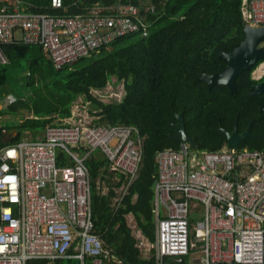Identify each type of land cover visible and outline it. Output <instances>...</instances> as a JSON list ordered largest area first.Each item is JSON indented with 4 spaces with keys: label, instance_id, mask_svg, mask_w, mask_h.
Returning a JSON list of instances; mask_svg holds the SVG:
<instances>
[{
    "label": "built area",
    "instance_id": "built-area-1",
    "mask_svg": "<svg viewBox=\"0 0 264 264\" xmlns=\"http://www.w3.org/2000/svg\"><path fill=\"white\" fill-rule=\"evenodd\" d=\"M137 1L96 2L86 13L64 16L30 11L23 4L32 5L22 0H0V65L9 63L3 46L13 42L43 47L60 69L124 36L146 37L147 15L155 6L152 0ZM242 5L247 23L264 26V0ZM69 7L50 0L53 10ZM255 70V80L264 78V62ZM85 104L67 122L46 128L42 138L0 150V264L37 259L86 264L87 258L106 264L111 256L94 232L86 159L99 151L108 160L119 184L113 187L117 208L138 176L144 136L135 126L99 122L91 103ZM60 151L68 165L59 164ZM235 151L180 143L156 154L154 264H264V150ZM108 190L103 181L102 192ZM136 237L148 253L149 240L140 231Z\"/></svg>",
    "mask_w": 264,
    "mask_h": 264
},
{
    "label": "trees",
    "instance_id": "trees-1",
    "mask_svg": "<svg viewBox=\"0 0 264 264\" xmlns=\"http://www.w3.org/2000/svg\"><path fill=\"white\" fill-rule=\"evenodd\" d=\"M34 12L53 15L75 16L87 12L96 2L111 5L118 0H63L68 10H53L50 0H22ZM127 2L129 0H122ZM138 3L137 0H131ZM74 2L77 4L73 5ZM155 10L149 12L150 33L146 37L124 36L103 47L90 57L78 59L57 69L49 53L38 45L20 42L3 46L9 63L0 65V87L6 85L8 69L19 67L22 62L28 68L25 86L32 88L33 96L45 103V111L29 106L22 98L15 99L0 110L17 114L27 108L32 117L18 124L0 126V150L23 139L30 132L33 139L46 128L60 124L56 118L72 115L74 101L83 96L91 103L90 111L101 116L99 122L109 125H130L144 136L143 161L138 176L130 184L121 204L115 208L113 198L114 172L108 160L93 151L86 159L91 178V204L94 232L99 234L104 248L111 256L106 264H154L155 249L151 257L144 258L137 246L127 215L132 214L138 229L152 243L155 242V217L153 213L155 184L158 179L156 154L164 149H178L180 143L171 138L175 133L176 114L183 113L185 129L194 138L196 147L207 151H229L227 137L220 129L232 131L237 121L238 131L244 132L251 124V132L264 136L263 95L250 96V88L261 80L252 77L253 71L264 60L237 77L234 93L226 85L209 89L200 80L203 73L219 72L227 63L220 52H228L244 39L247 23L242 12L243 0H152ZM131 42L124 43L126 39ZM122 43V44H120ZM123 82L125 94L121 101L105 103L92 90L105 88L112 78ZM33 108V109H31ZM16 130L7 139L6 130ZM241 149L264 150V138H245ZM60 165H68L64 152L58 155ZM105 181L109 190L102 192ZM0 202V225L1 221ZM63 261V260H62ZM37 259L28 264H60ZM86 264H91L90 258ZM235 264V263H225Z\"/></svg>",
    "mask_w": 264,
    "mask_h": 264
},
{
    "label": "water",
    "instance_id": "water-1",
    "mask_svg": "<svg viewBox=\"0 0 264 264\" xmlns=\"http://www.w3.org/2000/svg\"><path fill=\"white\" fill-rule=\"evenodd\" d=\"M245 39L231 52H221L219 57L227 63L226 67L215 74L203 73L199 79L207 83L209 89L216 85H226L231 93L237 89V77L245 70H250L255 67L260 61L264 60V26H253L246 23L244 26ZM250 96H264V79L249 90ZM264 111V102L260 107ZM177 123L172 127L175 130L171 134V138L178 143H189L191 147H196V141L187 135L185 129V120L183 113L176 114ZM220 129L227 137L228 146L233 150L240 148L241 142L245 138H264L263 135L254 134L251 132V124L244 132H239L237 129V121L232 131L225 129L220 125Z\"/></svg>",
    "mask_w": 264,
    "mask_h": 264
},
{
    "label": "rangeland",
    "instance_id": "rangeland-1",
    "mask_svg": "<svg viewBox=\"0 0 264 264\" xmlns=\"http://www.w3.org/2000/svg\"><path fill=\"white\" fill-rule=\"evenodd\" d=\"M150 0H147V2ZM18 37H20V33L16 34ZM134 37H137L136 35ZM133 38H129L126 39L124 41V43H129L132 41ZM122 44V43H120ZM28 68L25 65V62H22V65L19 67L16 66H11L8 69V80L6 85L1 86L0 87V110L1 109H5L7 102L10 101V99L12 100H17V99H23L29 106L31 107H36V109L41 108V111H45V103L43 102V99L40 100L39 102L36 101L37 99L33 96V91L32 88H29L27 86H25V80H26V75L28 74ZM256 70H254L255 72ZM116 77H113L111 82V86L108 85L106 88L101 89V90H93L92 92L95 94V96L97 98H99L101 101L105 102V103H111V102H116V101H121L124 94H125V90H124V84L123 82H117L116 81ZM85 99L83 96H79L73 103L72 105V110H77L78 108L83 109V106H86L85 104ZM91 107V104L89 105V108ZM33 109V108H31ZM32 112H30L27 108H21L19 109V111L17 112V114H11L9 112H3V115L0 119V126L3 125H13V124H18L22 119L27 118V117H32ZM65 122L66 119H62L60 120V118H56L55 122ZM67 122V121H66ZM10 132H15L16 130L11 129V130H6V135L8 136V134ZM23 139H32L31 136H29L28 134H24ZM113 184L117 183V185L119 186L118 182H116L115 180H113ZM104 184L106 185L105 181ZM102 188H103V182L101 184ZM107 187V185H106ZM128 218V224L131 226L133 234L135 236H137L138 233V229L136 226V221L135 218L132 214H129L127 216ZM152 244L154 243H149V248L148 254L149 256H151V250L154 249V247H152ZM60 264H80V260L77 259H72V260H68L65 259L63 261H61Z\"/></svg>",
    "mask_w": 264,
    "mask_h": 264
},
{
    "label": "crops",
    "instance_id": "crops-1",
    "mask_svg": "<svg viewBox=\"0 0 264 264\" xmlns=\"http://www.w3.org/2000/svg\"><path fill=\"white\" fill-rule=\"evenodd\" d=\"M25 134H28L29 136H31L32 137V135H31V133L30 132H26ZM15 135V132H10L9 134H8V136H7V139H10V138H12L13 136ZM42 136H43V134L42 135H40V136H37L36 137V139H40V138H42ZM33 139V138H32ZM35 140V139H34ZM128 216V215H127ZM126 216V217H127ZM127 220H128V218H127ZM130 226V225H129ZM136 226H137V224H136ZM131 227V226H130ZM137 229H138V227H137ZM138 231H140L139 229H138ZM155 231H156V224H155ZM141 232V231H140ZM142 234V233H141ZM134 235V234H133ZM143 235V234H142ZM135 236V235H134ZM144 236V235H143ZM136 237V236H135ZM145 237V236H144ZM137 238V237H136ZM146 238V237H145ZM138 239V238H137ZM139 241H140V239H138ZM150 242V241H149ZM139 243V242H138ZM150 243H152V242H150ZM141 249V248H140ZM141 251H142V254H143V257L144 258H150L151 256H149L148 254H150V253H145L142 249H141Z\"/></svg>",
    "mask_w": 264,
    "mask_h": 264
},
{
    "label": "flooded vegetation",
    "instance_id": "flooded-vegetation-1",
    "mask_svg": "<svg viewBox=\"0 0 264 264\" xmlns=\"http://www.w3.org/2000/svg\"><path fill=\"white\" fill-rule=\"evenodd\" d=\"M236 47H237V46H236ZM236 47H235V48H236ZM231 51H232V50H231ZM231 51H228V52H226V53H229V52H231ZM220 53H221V52H220ZM225 67H226V66H225ZM225 67H224V68H225ZM222 69H223V68H222ZM222 69H221V70H222ZM221 70H220V71H221ZM220 71H219V72H220ZM215 73H217V72H215ZM215 73H213V74H215ZM260 82H261V81H259L258 83H260ZM256 84H257V83H256Z\"/></svg>",
    "mask_w": 264,
    "mask_h": 264
}]
</instances>
